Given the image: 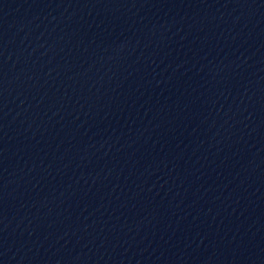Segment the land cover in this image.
<instances>
[{
	"label": "water",
	"instance_id": "1",
	"mask_svg": "<svg viewBox=\"0 0 264 264\" xmlns=\"http://www.w3.org/2000/svg\"><path fill=\"white\" fill-rule=\"evenodd\" d=\"M0 264H264V0H0Z\"/></svg>",
	"mask_w": 264,
	"mask_h": 264
}]
</instances>
